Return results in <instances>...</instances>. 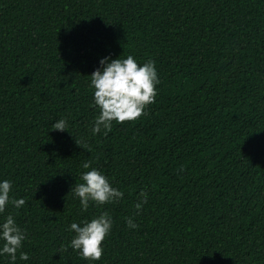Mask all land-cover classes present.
<instances>
[{
  "label": "trees",
  "instance_id": "1",
  "mask_svg": "<svg viewBox=\"0 0 264 264\" xmlns=\"http://www.w3.org/2000/svg\"><path fill=\"white\" fill-rule=\"evenodd\" d=\"M129 54L155 100L93 134L88 75ZM85 162L124 196L82 210ZM0 179L25 200L0 213L26 234L15 264H264V0H0ZM103 211L90 262L68 226Z\"/></svg>",
  "mask_w": 264,
  "mask_h": 264
},
{
  "label": "clouds",
  "instance_id": "2",
  "mask_svg": "<svg viewBox=\"0 0 264 264\" xmlns=\"http://www.w3.org/2000/svg\"><path fill=\"white\" fill-rule=\"evenodd\" d=\"M99 65L88 75L89 87L93 90V105L99 109V115L95 117L91 129L93 134L99 133L102 128L105 131L110 129L113 121L122 123L138 118L145 106L154 102L156 86L159 84L157 68L151 59L140 63L131 54L124 58L121 55L117 58L105 56L100 58ZM51 127L59 131L66 130V118H59ZM83 168L86 171L81 173L82 182L75 183L71 189L73 195L79 198L82 210H87L90 202L103 205L124 196L123 191L114 187L101 170L90 167V162H85ZM11 191L12 181L0 179V213L8 205L19 209L25 204L24 198L12 197ZM147 199L148 194L142 189L134 205L135 209L139 211ZM125 222L130 229L138 227L132 217H126ZM112 226L113 218L108 211L79 223L73 221L68 226L74 232L68 246L90 262L99 260L104 251L103 241L110 234ZM25 239V231L16 223L11 213L0 218V257L7 255L12 264H15L16 253ZM19 259L28 260L27 253L21 251Z\"/></svg>",
  "mask_w": 264,
  "mask_h": 264
}]
</instances>
